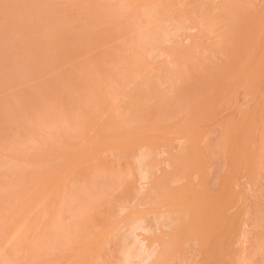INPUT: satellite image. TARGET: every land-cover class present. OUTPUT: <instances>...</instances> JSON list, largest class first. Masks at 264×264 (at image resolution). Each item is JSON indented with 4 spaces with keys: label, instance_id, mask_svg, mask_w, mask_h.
Segmentation results:
<instances>
[{
    "label": "rangeland",
    "instance_id": "374dc122",
    "mask_svg": "<svg viewBox=\"0 0 264 264\" xmlns=\"http://www.w3.org/2000/svg\"><path fill=\"white\" fill-rule=\"evenodd\" d=\"M263 105L264 0H0V264H264Z\"/></svg>",
    "mask_w": 264,
    "mask_h": 264
},
{
    "label": "bare ground",
    "instance_id": "6f19581e",
    "mask_svg": "<svg viewBox=\"0 0 264 264\" xmlns=\"http://www.w3.org/2000/svg\"><path fill=\"white\" fill-rule=\"evenodd\" d=\"M153 14V13H152ZM200 27V26H199ZM192 29V28H191ZM161 30V29H160ZM194 30V29H193ZM163 32V31H162ZM262 105V104H261ZM264 106V105H263ZM264 111V110H263ZM263 119H264V117H263ZM263 123V122H262ZM264 124V123H263ZM248 128V127H247ZM244 153V152H243ZM242 153V154H243ZM241 156H243V155H241ZM146 157H148V154H147V156ZM145 170V169H144ZM148 171V172H147ZM147 175H146V178H149V176H150V169L148 170L147 169ZM146 172H145V174H146ZM151 176L153 177V174H151ZM150 176V177H151ZM151 179V178H150ZM65 196V195H64ZM63 196V197H64ZM66 197V196H65ZM62 199V198H61ZM144 224V223H143ZM146 224V223H145ZM134 225H135V223H134ZM141 225V224H140ZM136 226V228H137V226L139 227V223H138V225L136 224L135 225ZM134 226V227H135ZM142 226V225H141ZM140 226V227H141ZM132 227V226H131ZM145 227H146V225H145ZM145 227H141V228H143L144 230H145ZM140 229V228H139ZM138 228H137V230H139ZM143 230V231H144ZM146 231H148V229H146ZM133 234V233H132ZM138 237V238H140L138 235H135L134 237ZM79 238V237H78ZM138 238H134L135 240H136V242L134 241L133 243H137L138 245H139V247H138V245L137 244H135V245H137V247H138V249H140L141 250V252H143V253H148V256L147 255H144V259L143 260H146V261H150L151 260V258H153V256H155V255H158V257H160L159 255H160V253H161V251L160 252H158V248H160L161 247V245H159V244H157L158 246L157 247H154V248H150V247H148V245H147V243L145 242L146 240H144V239H142V240H138ZM155 244V243H154ZM160 246V247H159ZM143 249H144V251H143ZM152 249V250H151ZM134 252V250L132 249L131 250V253L129 252V253H127L128 255L127 256H129V260L130 259H133V257L134 256H136V255H138V257H139V254L137 253V254H134V255H131L132 257L130 258V255L129 254H132ZM157 253V254H156ZM142 254V253H141ZM143 256V255H142ZM126 257V256H125ZM128 258V257H127ZM142 258V257H141ZM128 259H126V261H127Z\"/></svg>",
    "mask_w": 264,
    "mask_h": 264
}]
</instances>
